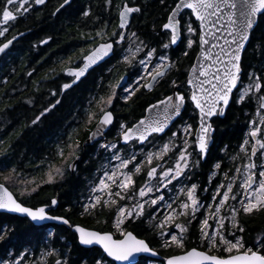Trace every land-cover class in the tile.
I'll return each instance as SVG.
<instances>
[{"label": "snow or ice", "instance_id": "snow-or-ice-1", "mask_svg": "<svg viewBox=\"0 0 264 264\" xmlns=\"http://www.w3.org/2000/svg\"><path fill=\"white\" fill-rule=\"evenodd\" d=\"M32 2L42 5L45 0H32ZM109 2L110 0H105L106 4ZM160 2L164 3V0ZM68 3L69 0H63L56 11L58 12ZM174 5L161 25L162 29L170 32L169 43L163 44L162 47L168 49L170 44H178L186 31L187 49H191L197 44L198 37L199 59L192 64L188 72L186 83L189 89L186 93L179 91L178 81L172 80V95H166L164 99L158 100L157 104H149L146 110L149 111V115L146 117L131 126L122 122L118 129L120 139L125 144L128 142L145 144L158 134L164 133L169 122L173 121L174 117L180 116L183 109L191 107L192 112L197 115V125L182 121L183 147L178 149L175 171L169 168L160 172L161 187L170 183L167 179L170 173L172 179H175L181 176L184 169L189 166V157L192 154L189 152L190 147L194 146L193 150H198L197 154L201 159L204 158L209 141L213 138L214 117L224 116L233 101L239 104L250 93L253 97H256L257 93H264V83H262L264 75L255 77L254 74L249 73V82L243 86L242 71V50L250 40V31L254 23L260 17H264V0H174ZM31 7L32 3L29 0H5L0 7V25H9L10 22L16 21ZM138 12H141L139 7H131L127 3L119 6L116 29H124L129 24V15ZM89 15L88 10L83 12V16ZM184 16L194 17L195 20H183ZM116 29L111 33V39L103 29L97 31L95 35L103 42L89 47L86 53L84 49H81V55L76 57L81 61L78 66H69L75 62L71 57L63 62L64 66L60 71L71 79L60 86L61 93L71 90L77 82H82V78H86L89 70H94L93 66H98L110 54H115L114 46L121 45L126 35L125 32ZM221 30L226 34L223 36V44L212 43L211 47H206L211 43L207 37H212L216 41L221 39V36L216 35ZM7 31V27H0V37ZM15 39L16 37L13 36L12 39L0 44V52H4ZM128 40L130 47L124 50L127 54L123 56V62L131 64L141 53H145L138 61L143 72L127 85L123 83L125 77L121 76L119 80L109 85L110 92L106 96L101 95L95 99L94 107L90 103L89 109L84 114V126L94 123L95 128L89 131L85 144L81 145L75 133H69L65 142L57 144L53 158L44 157L36 165L37 169H43L41 178L22 174L15 166L11 168L6 165L0 166L2 167L0 210L20 214L38 228L43 227L45 221H57L68 225L73 229L79 245L85 246L86 250L97 249L99 255L93 258L94 264H143V259H137V257L145 255L159 257L157 247L151 246L146 239L140 238L131 230L130 225L137 221L140 223L147 221L154 230L158 248L176 249L174 253L161 258L158 264H264V229L256 236L254 242L249 243L244 238L246 229L239 219L241 215L254 216L264 212V165H261L257 175L254 171L256 164L252 162V156L257 155V149L260 150L259 158L264 159V139L257 138L259 132H264V127H261L264 125V114L259 117L260 125L253 124L248 136L239 145V151L246 152L249 140L254 141L251 145L252 155L247 157L249 162L242 165V170L240 167L236 168L237 174H242V182L238 185L241 191L236 192L233 188L237 177L229 178L225 174L228 182L217 186L212 197V200L218 202L208 204L204 212H201L202 205L198 200L195 183L186 190L183 188L180 190L185 199L179 203L178 207H173L171 203L164 205L165 211L162 217L156 216L161 206L158 201H162V197L145 200L143 203L137 199L131 206L121 203L132 201L135 196L144 198L147 193L152 192L153 188L148 185L157 170L155 167H149L147 171L149 180H146L145 184L139 188L138 193H133L134 176L141 172V165L137 164L134 171L128 170L129 164L136 160V156L122 158L118 152H113L112 158L119 163L111 171L104 172L99 183L91 189L93 195L89 196L87 202L79 205L82 216L96 217L106 210L107 220H98L97 223L110 222V230L104 231L73 223L67 215H54L53 212L59 204L54 196L33 205H27L24 200L17 198V192L21 197H31L41 186L53 185L62 180L66 170H75V164L72 161L79 158L78 153L82 148L88 143L97 141L98 138H103L109 126L113 125L114 114L110 107L117 95V88L123 89L126 95L121 98L127 102L141 89L152 91L168 72L176 67V63L169 61L166 53H157L155 48L145 52L148 45L139 40L136 33L128 34ZM216 48L219 52L214 53L213 49ZM182 54L187 56L189 52L185 50ZM154 56H158V61L153 60ZM234 89L237 90L235 96ZM256 98L258 108L264 109V95ZM56 103L58 104L59 100ZM158 106L159 111H151ZM53 107L54 105L50 104L49 107L44 108L31 123L36 124ZM171 137H177V132H172ZM188 137L193 139L189 140ZM100 147L110 151L116 149L117 144L105 142L100 144ZM173 147L175 144L170 139L159 151L148 153L147 163L151 165L154 159H162ZM0 154L6 155V150ZM214 167L219 169L221 165L216 163ZM12 184L16 186L15 191L9 188ZM229 201H236V204L229 206ZM153 205L157 207L151 212L145 211L146 206ZM64 211L75 215L76 205L65 208ZM225 212L228 214L224 215ZM198 213L200 215H197ZM193 221H199L195 236L192 232ZM51 255L53 253L49 252L41 256L39 264H46L45 256ZM26 259L27 257L21 254L18 261L10 262L0 259V264H24ZM53 264H67V261L55 260ZM83 264H90V262L84 260ZM151 264L156 262L152 261Z\"/></svg>", "mask_w": 264, "mask_h": 264}, {"label": "trees", "instance_id": "trees-1", "mask_svg": "<svg viewBox=\"0 0 264 264\" xmlns=\"http://www.w3.org/2000/svg\"><path fill=\"white\" fill-rule=\"evenodd\" d=\"M167 1L164 0V3H159L158 1L152 3L151 10L154 12L153 16L145 18V30L152 35H147L150 39L146 38L150 44L156 45L155 49L157 53L166 52V49L162 47L165 37L163 33H160L159 28L170 6L173 5V2L169 3ZM59 3L60 0H48L44 6V21L38 23V20H35L32 23L33 29L30 30L31 38H36L34 36H37V38L44 36L45 39H50V44L49 42L45 44L44 50H47L49 45L54 43L51 38L55 32L65 31L59 30V27L65 26L67 29L72 27L69 24L68 15L64 14V12H67L65 10L68 9L60 10L57 13L55 12V15L53 14ZM94 7H97L98 10L100 9V12L104 11L103 4H99L95 0L93 2ZM151 22L155 25L152 26ZM19 25L21 28L23 23ZM148 25H151V28ZM20 53L22 54V52ZM173 53L174 51H171L172 56ZM192 53L190 52L187 56L180 54V57L174 58L176 60V71L173 73L179 74L181 79L184 78V71L192 62ZM52 55V57L50 55L47 59H59L53 52ZM242 58L243 82L249 80V73L254 74L255 77L264 75V17H260L257 21V25L251 33ZM46 68L49 67L46 66ZM119 70L115 68L113 75L117 76ZM49 85H52V83H49ZM87 95L79 94L77 95V99L70 101L69 98L72 99L71 96H75L67 94L64 100H61L59 103L60 107L52 108L36 124H32V120L37 116L39 111L49 107L50 104L54 105L56 103L57 94H42V98L41 94H31L28 96L29 101H31L30 103L26 105L22 104L20 108L14 106L9 110H0V142H2L0 143V152H5L6 150V155L0 154V166L6 165L8 168L15 166L17 171L22 174H26L29 177L36 176L38 179L41 178L43 169H37L36 165L44 157L53 158L57 144L67 140V138L64 139L62 137V133H64L63 126L65 123L71 121V116L76 109L81 110V115H76V124L72 127L71 133H75L76 138L83 145L89 131L95 125L93 123L87 127L84 126L85 97ZM101 95L106 96L107 94L98 93L94 90L92 94L88 95V97L91 96L93 107L95 99H98ZM248 100L250 101L249 105L248 102H243L240 105L230 103L223 118L213 119L214 142L209 149L211 158L215 152L231 151L234 149L242 140V132L249 123V120L251 118L256 120V112H258L257 99L256 97H252ZM61 106L65 107L66 111H63V109L59 110ZM132 106L138 109L136 103ZM20 119H24L25 122L23 120L20 121ZM19 121L20 124H18ZM78 157H80V160L76 164L74 173L71 174L69 170H66L62 180L53 185L41 186L31 197H21L18 192L16 196L18 199L24 200L27 205L39 204L54 196L59 201L57 208L53 212L54 215H67L73 223L104 231L110 230L109 222L97 223L98 220H107L106 210L101 212L99 216L90 217L80 215L79 208V205L84 203L89 190V184L86 180L96 171L97 165L102 162L101 159L104 156L94 155V146H85L78 153ZM90 167L94 170L91 171ZM0 170H2V167H0ZM207 171L203 170L202 174L200 168H196L192 170V174L199 177L200 182L203 183L204 175ZM142 177L143 174H140L135 178L137 185L141 184ZM9 188L15 191V185H9ZM73 205H76L75 215L64 211L65 208H71ZM242 222L246 228L244 238L251 243L256 233L264 229V212L244 217ZM130 228L140 238L146 239L151 246L157 247L160 256L165 257L176 251V249L158 248V240L154 237V230L148 225L147 221L144 223L137 221ZM192 232L193 236H195V226L192 228ZM0 237H2L0 238V259L3 260L24 253L27 257L26 260L34 262L33 260H37L46 253L51 252L53 255L45 256L47 260L46 264H53V261L56 259H60L62 262L67 261V264H83L84 260H88L90 264H94L93 258L99 255L96 249L86 250L81 248L74 234L64 226L45 225L38 228L25 218L7 214H0ZM190 246H192V242H190Z\"/></svg>", "mask_w": 264, "mask_h": 264}, {"label": "flooded vegetation", "instance_id": "flooded-vegetation-1", "mask_svg": "<svg viewBox=\"0 0 264 264\" xmlns=\"http://www.w3.org/2000/svg\"><path fill=\"white\" fill-rule=\"evenodd\" d=\"M155 1L161 3L160 0H110V2L106 4L105 0H95V2L103 4L104 11H101V13L100 9L98 10L97 7H94V10V0H69V3L60 10L68 9L65 10L67 12H64V14L66 16L68 15L69 24L72 27L68 29L65 28V26L62 28L59 27V30L65 31H57V33L55 32L54 36L51 38L54 43L49 45L47 50H44L45 44H47L50 39H45L44 36H40L38 38L37 36H34L36 38H31L30 30L33 29L32 23H34L35 20H38V23L44 21V6L47 2L42 5H37L32 2V0H29V2L32 3V7L29 8L27 13L19 16L16 21L10 22L9 25H0V27L8 28V31L5 33V35L0 37V44L12 39L13 36L16 37L12 44L0 54V110H9L14 106L20 108L22 104H28V96L31 94H41L42 98V94L55 93L57 94L55 100L56 102L59 100V103L61 100H64L67 94L69 96H75H71L72 99L69 98L70 101L77 99V95L79 94L90 95L94 90H96L98 93L108 94L110 92L109 85L115 83L121 76L125 77V85L131 84L132 81L137 78L139 68L134 64L137 59L131 64H125L122 59L124 56L123 52H125L124 50L130 47L128 34L133 32L136 33V36L139 38V40L144 41V43L148 45V48L145 49V52L156 47V45L149 43V40L147 39L149 37H147V35H152H150L145 30V18L153 16L154 12L151 10V4ZM4 2L5 0H0V7H2ZM167 2H173V5H171L167 11L163 22H165L167 15L170 13L172 7H174V0H168ZM62 3L63 0H60L59 6L56 7L54 13H57L56 10ZM124 3H127L131 7H139L141 12L131 13L129 24L124 29H116V25L118 24L119 6H122ZM86 10L90 12V15L87 17L83 16V12ZM182 19L194 21L193 18L189 16H184ZM20 23H23L21 28L19 27ZM151 25L154 26L155 24L151 22ZM151 25L148 26L151 28ZM161 25L159 31L160 33H163L165 37L163 39V44L169 43L170 34L168 31L163 30ZM196 26L198 27L197 23ZM101 29L104 30L109 39L112 38L111 33L114 29L125 32V39L121 42L122 46H114L115 54H112L109 59L103 61L98 66L93 67L94 70H89V72L86 74V78H82V82H77L71 90H66L65 92L61 93L59 91L60 86L65 82H69L71 79L65 73L60 71L61 67L64 66L63 62L68 61L69 57H71L75 62L69 66H78L81 61L77 60L76 57L81 55V49H84L86 53L89 47L95 46V44L98 42H103L95 35V33ZM88 37H90V39H88ZM186 37L187 33L185 31L181 36V42L177 47L172 48L170 44L169 48L166 49V54L169 58V61L175 63L176 60L174 58L177 59V57H180V54H182L185 50H187L189 53L193 52L192 62L184 71V78L181 79L179 74L173 73L176 71L175 67L170 72H168L167 76L162 79L152 91L141 89L136 93L135 96L132 97V99L128 100L127 102L121 98L123 95H126L123 93V89L117 88V95L114 98L113 105L110 107V110L114 114V123L113 125L109 126L106 135L100 141L91 145L94 146V155L98 154L99 156H108L111 153L100 147V144L105 142L116 143L117 148L115 150H117L119 153L121 152L122 154H126L125 152L127 150L139 152L150 149L152 148L153 144L162 143L171 138V133L175 132L177 128L182 126V121H187L188 123L197 125V115L192 112L191 107H187L182 110L181 115L177 117L172 127L164 135L153 137L150 142L143 145H139L138 142H130L125 146L120 144V136L118 132L120 123L123 122L128 126H131L144 117L145 111L149 104H156L158 100L164 99L166 95H172V80L178 81L179 91L185 93L188 91L189 88L186 85L185 79L197 53V44H195L191 49H187L185 47ZM171 51H174L173 56L171 55ZM20 52H22V54ZM52 52L59 59H47V57L50 55L51 57L53 56ZM144 54L145 53H141L138 58L143 57ZM46 66L50 69L46 68ZM115 68L120 69V72L118 71L117 76L113 75L115 73ZM49 83H52V85H49ZM260 94L264 95V93ZM88 95L85 97L86 110L89 109V105L92 103L91 96L88 97ZM233 95L235 96L236 94ZM248 99L251 98H245L243 102H248L249 105L250 101ZM59 103H54V107H60ZM134 103L138 105V109H135L132 106ZM231 103L235 102L233 101ZM241 103H235V105H240ZM61 109L66 111L65 107L61 106L59 110ZM42 111L43 110L39 111L37 115H39ZM76 115H81L80 109H76L74 114L71 116V121L65 123L63 126L64 133H62V137L64 139L67 138L68 134L71 133L72 127L75 126ZM213 119L217 118L214 117ZM21 120L24 121V119H20V121ZM20 121L18 124H20ZM249 123L242 132V140L231 151L225 150L222 152H215L212 158L210 157V151H208L207 156L204 159H201L197 154V151L193 150L194 146L189 150V152L192 154L189 157V166L185 168L183 177L181 178V183L183 184L185 190L190 188L191 185L195 183L197 185L198 200L202 204L208 205L213 203L212 197L216 192L217 186H219L221 183L226 184L228 182L225 174H227L229 178L232 176L237 177L233 188L236 192L241 191L239 190L238 185L240 182H242V174H237L236 168L240 167L242 170V165L248 161L247 157L252 155V148L251 150H248L250 149L251 139L249 140V144L246 145V152L239 151V145L248 136L250 128ZM188 139L192 140L193 138L188 137ZM177 152L178 151L169 152L162 159H160L159 163H153V165L160 163L162 165L167 164L168 168H170L169 166L171 164V159ZM259 156L260 151H257L256 156H252V162L256 164L254 171L257 173V175L261 170V165H264V159L259 158ZM233 157H235V159H233ZM216 163L221 165L219 169L214 167ZM196 168H200L201 173L203 170H208L204 175L203 183L200 182L199 177L192 174V170ZM90 170L92 171L94 169L91 168ZM171 186H174V184ZM232 204H236V201H229V206ZM154 208H152L151 211ZM164 211L165 209L161 210L160 213L157 214V217H161ZM197 215H200V213ZM244 217L247 216L241 215L239 219L242 221ZM198 222L199 221L192 222L195 226L196 232L198 230ZM110 228L111 224L109 229ZM260 233L261 231L256 233V236ZM243 235H246V231ZM152 261H155L156 264L159 262V260H147L144 258L143 264H151Z\"/></svg>", "mask_w": 264, "mask_h": 264}, {"label": "rangeland", "instance_id": "rangeland-1", "mask_svg": "<svg viewBox=\"0 0 264 264\" xmlns=\"http://www.w3.org/2000/svg\"><path fill=\"white\" fill-rule=\"evenodd\" d=\"M185 47L187 48V42H186V46H185ZM166 52H167V51H166ZM166 52H165V53H166ZM123 54L126 55L127 53H126V52H123ZM141 58H143V57H140V58L137 57V60H136V62L134 63V64H135L136 66H138V68H139V72H138V74H140V73L143 72V69L140 68L139 63H138L139 59H141ZM153 60H154V61H158V56H154V57H153ZM248 82H249V80L243 82V86H246ZM259 95H261V94H260V93H257V94H256V97H258ZM252 97H253V96H252V94L250 93L249 96L246 97V98H252ZM256 99H257V98H256ZM259 117H260V114L256 112V117H255L256 120H253V118H251V119L249 120V122H250V123H249V127H250V128H249V131L251 130V127H252L253 124L260 125V119H259ZM261 127H264V125H262ZM181 128H182V126L179 127V128H177L176 131H175V132H177V137H175V138H172V137H171V138H169L168 140H166V141H164V142H162V143H156V144H153V145H152V148H150V149H146V150L139 151V152H138V151H137V152H133V151H130V150L128 151V150H127V151L125 152L126 154H122L121 152H120V153L118 152L119 155H120L122 158H130L132 155H135V156H136V160L132 161V162L129 164V166H128V170H130V171H134V168H135V166H136L137 164H140V165H141L142 170H141V172H140L138 175L143 174L142 182H141V184L137 185V184H136V181H135V184H134V186H133V190H132L133 193H138L139 188H140L142 185L145 184V181H146V180H149V178H148V176H147V171H148V168H149V167H155L156 170H157V171H156V175L153 176V177L150 179V182H149V185H148V186H150V187L153 188V191H152V192L147 193L146 196H145L144 198H139L138 196H135L134 199H133L132 201H122L121 203H127L129 206H131L133 203H135V201H136L137 199L140 200V202L143 203L145 200L150 201L151 199L156 198V197H158V196H159V197H162L163 200H162V201H158V204H160L161 206H160L159 210L156 212V216H157V214H159L161 210H164V209H165L164 205H166V204H168V203H171L173 207H178L179 203H180L182 200L185 199V196L180 192V190H181L182 188L184 189V186H183V184L181 183V178L183 177V174H184L185 169H184V171L182 172L181 176L176 177L175 179H172V174L170 173V174H169V177L167 178V179L170 181V183H167V184H165L164 187H161V177H160V172H162V171H164V170H166V169H169V168H168V165H167V164H166V165H162L161 163H160V164H157V165H156V164L153 165V163H159V162H160V159H159V160L154 159V160L152 161V164H151V165H149V164L147 163V161H146V156L148 155L149 152L154 153V152L159 151V150L163 147V144L169 142L170 139L172 140V143L175 144V147H173V148L171 149L170 152H172V151H178L179 148L183 147V138H184V136H183V132L181 131ZM257 138L264 139V132H259V133L257 134ZM252 143H254L253 140L250 141V149H248V150H251V145H252ZM190 149H191V147L189 148V150H190ZM257 151H260V150L257 149ZM107 152H111V153H110L108 156H104V158L101 159L102 162H100V163L97 165V169H96V171H94L93 174H92V176H90V178H89L88 180H86L87 183L89 184V190H88V193H87V196H86V198H85L84 203L87 202V200H88V198H89L90 195H93L91 189H92L93 187H95V186L99 183V179L103 177L104 172H105V171H111L112 168H113L115 165H117V164L119 163V161H117V160H115V159L112 158V153H113V152H117V150L112 149V150L107 151ZM178 154H179V153L177 152L175 155H173V158L171 159V164H170V166H169L171 169H173V172L175 171V165H176V161H177V159H178ZM247 162H249V161H247ZM171 166H172V167H171ZM138 175L134 176V180H135V178H136ZM172 184H174V186H171ZM13 185H14V184H13ZM15 187H16V186H15ZM159 193H161V194H159ZM199 202H200V201H199ZM212 202H213V203H211V204H215V203H217L218 201H214V200H213ZM200 204L202 205V207H201V212H204V211L206 210V206H207V204H202L201 202H200ZM154 207L156 208L157 206H155V205H153V206H151V207H147V206H146L145 211H146V212H151V209L154 208ZM223 214H224V215H227L228 213L225 212V213H223ZM161 217H162V216H161ZM198 224H199V222H198ZM255 238H256V236L253 238V241H252V242L255 241ZM252 242H251V243H252ZM21 254H24V253H21ZM21 254L16 255V256H13V257H9V259H7V260H9L10 262H12V261H18V260L21 258ZM24 255H25V254H24ZM11 256H12V255H11ZM56 260H60V259H56ZM33 261L35 262V264H39L40 258H38L37 260H33ZM54 261H55V260H54ZM54 261H53V262H54ZM45 262H47L46 259H45ZM24 264H33V262L30 261V260H25V261H24Z\"/></svg>", "mask_w": 264, "mask_h": 264}, {"label": "water", "instance_id": "water-1", "mask_svg": "<svg viewBox=\"0 0 264 264\" xmlns=\"http://www.w3.org/2000/svg\"><path fill=\"white\" fill-rule=\"evenodd\" d=\"M47 2V0H45V3ZM175 6V5H174ZM131 15V14H130ZM130 15H129V20H130ZM193 19L195 20V18L193 17ZM256 25H257V22H255L254 23V27H253V29L250 31V37H251V33H252V31L254 30V28L256 27ZM127 26V25H126ZM217 27H219V25H217ZM164 30V29H163ZM166 31H168V33L170 34V32H169V30H166ZM216 35H218V36H221V39L219 40V41H216V40H213L212 39V37H207V39H209L210 41H211V43H209L208 45H206V47H211L212 46V43H220V44H223V36L224 35H226V34H224L223 32H222V30H221V32H219V33H217ZM180 42H181V38H180V40H179V42H178V44H175V45H171V47L172 48H175V47H177L179 44H180ZM197 44H198V49H197V53H196V55H195V58H194V60H193V63H195L198 59H199V56H198V52L200 51V49H199V42H198V39H197ZM247 45H248V42L246 43V45H245V49H246V47H247ZM245 49L244 50H242V56H243V53H244V51H245ZM213 52L214 53H216V52H219V49L218 48H216V49H213ZM1 53H3V52H0V54ZM111 55L112 54H110V56L109 57H106L105 58V60H107V59H109L110 57H111ZM104 60V61H105ZM103 62V61H102ZM102 62H100V63H102ZM99 63V64H100ZM192 63V64H193ZM192 66V65H191ZM93 67H95V66H93ZM191 70V67H190V69H189V71ZM188 71V72H189ZM187 79H188V73H187V76H186V79H185V81H187ZM124 83V82H123ZM186 85H187V83H186ZM188 86V85H187ZM189 87V86H188ZM236 91V89H234V92ZM173 93V92H172ZM157 104V103H156ZM148 109V108H147ZM146 109V110H147ZM160 110V107L158 106L156 109H154V110H151V111H159ZM263 113H264V109H260ZM147 115H149V111H145V115H144V117H146ZM143 117V118H144ZM224 116H222V117H219V118H223ZM177 119V117H174L173 118V121H170L169 122V126H168V128H166L165 129V132L164 133H160V134H158L159 136H161V135H164L171 127H172V125H173V123H174V121ZM197 124H198V118H197ZM94 128H95V125H94V127H93V129L92 130H94ZM109 129V128H108ZM107 129V130H108ZM214 129V128H213ZM107 132V131H106ZM213 135H214V131H213ZM102 138H98L97 139V141H95V142H91V143H88L87 144V146H91V145H93L94 143H96V142H98V141H100ZM87 140V139H86ZM85 140V141H86ZM213 142H214V139L212 138L210 141H209V147H208V149L206 150V153H205V155H204V158L207 156V153H208V151H209V149L212 147V145H213ZM128 143H130V142H128ZM127 143V144H128ZM84 144H85V142H84ZM83 144V145H84ZM120 144L121 145H123V146H125V145H127V144H125V142L122 140V139H120ZM138 144L139 145H143V144H141V143H139L138 142ZM197 152H198V150H196ZM203 158V159H204ZM79 160H80V157L78 158V159H76L75 161H73V163L75 164V168H76V164L79 162ZM74 171L75 170H69V172L72 174V173H74ZM0 214H7V215H11V216H16V217H20V218H24V217H22L20 214H16V213H9V212H5V211H2V210H0ZM26 219V218H25ZM43 224H44V226L45 225H47V226H50V225H52V226H64L65 228H67V229H69L72 233H73V229L72 228H70L68 225H64V224H62V223H60V222H57V221H45V222H43ZM79 245V244H78ZM81 248H83V249H85V246H81V245H79ZM93 249H96V248H93ZM97 250V249H96ZM141 258H147V259H151V260H160L161 258H163V257H161V256H159V257H148V256H144V257H137V259H141Z\"/></svg>", "mask_w": 264, "mask_h": 264}]
</instances>
